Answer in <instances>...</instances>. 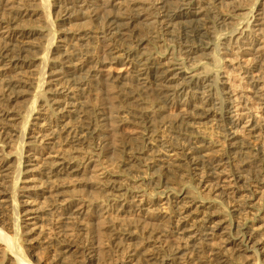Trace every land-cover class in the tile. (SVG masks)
Listing matches in <instances>:
<instances>
[{
  "label": "bare ground",
  "instance_id": "obj_1",
  "mask_svg": "<svg viewBox=\"0 0 264 264\" xmlns=\"http://www.w3.org/2000/svg\"><path fill=\"white\" fill-rule=\"evenodd\" d=\"M52 1L53 13L50 0H0V264H35L53 216L91 240L106 222L111 232L123 226L126 240L143 231L148 264H198L201 251L217 264H264V120L250 105L264 113V0L244 13L245 0ZM55 18L74 26L76 40L88 21L99 26L84 33L89 46L70 48L67 35L55 40ZM235 20L217 34L215 23ZM177 24L187 29L182 56L154 55L133 39L135 29ZM106 64L124 74L111 77ZM149 84L154 106L135 98ZM99 85L94 101L83 99ZM174 123L184 130L179 141L165 133ZM119 147L127 149L122 175L100 161ZM148 165L151 174L141 169ZM165 173L180 185L153 190ZM150 242L167 248L157 258L152 251L163 248ZM69 250L57 247L52 259ZM86 252L98 264L95 247Z\"/></svg>",
  "mask_w": 264,
  "mask_h": 264
},
{
  "label": "rangeland",
  "instance_id": "obj_2",
  "mask_svg": "<svg viewBox=\"0 0 264 264\" xmlns=\"http://www.w3.org/2000/svg\"><path fill=\"white\" fill-rule=\"evenodd\" d=\"M53 3L52 0H50V13H53L55 11L54 7H51V4ZM254 0H245L244 6L245 10H243L240 13H244L246 11L252 10ZM217 11L224 12L227 14L232 13V5L231 4H221L217 3ZM240 17V16H239ZM250 19V17H249ZM214 20V19H213ZM240 20V19H239ZM239 20H235L231 24H226L224 26H220L215 23V29L218 35L228 33L231 31V29L235 28L237 25V22ZM99 25L96 21H88L84 26L80 27V31H82V37L80 39H74L75 35L73 34L75 30L72 28L73 25L70 24H62L59 22L57 18L54 19V29L56 30L54 38L55 40L59 39L60 36L67 35V44L70 48H84L91 44V41L93 40L88 36L87 31L96 29ZM140 31V30H138ZM137 29L133 31V39L135 38H142L143 39V45L145 48L149 49L150 52L154 55H160L163 57L168 56H182V45L185 42L186 37V31L184 25L177 24L172 28H169L168 30H160L157 27L154 28L151 31L141 30L138 33ZM224 39L221 37L218 42H223ZM218 43V44H219ZM199 58V56H197ZM209 63H206V65L213 70H218V73L225 70L226 63L224 61H221L220 65L218 67H215V65L208 61ZM109 68V74L112 75L111 77H115L116 75L124 74V68L118 64H112L109 66V64H106L104 69L107 70ZM230 80L232 83L240 84V86L243 85L241 83L240 77L235 73L229 74ZM118 93V87L113 88ZM155 86L153 84H149L148 86L142 88V90L135 96L138 101L144 102V105H151L154 106L157 104L156 99V90ZM104 90V85H99L97 88H90L84 93L83 99L84 100H90L91 102L94 101L98 94H100ZM211 92H214V88H211ZM119 99V98H118ZM250 105L252 107V111L256 113V116L258 118H263L264 120V113L262 111H259L256 107L255 101L251 100ZM260 116V117H259ZM183 127L178 126L177 124H173L171 127L168 128V130L165 131L167 136H169L174 141L180 140V133L183 132ZM214 140L216 141L219 137H214ZM126 144L125 146H132L133 148H136V146H133L134 141L126 137ZM258 140H255L254 138L251 139V145H258ZM92 146L97 145V141L93 140ZM217 143L222 145L223 148L226 147L225 143L220 140ZM227 148V147H226ZM127 149L119 147V151L111 152L110 150L104 151L100 153V161L102 166L107 169L109 172L113 174H125L126 171H123L124 169V161L126 160V151ZM116 154V155H115ZM153 165V164H152ZM143 169V172L147 174H151L155 167L148 165V167H141ZM154 174V173H153ZM167 182L164 183L162 181L157 186L154 187L153 190L158 191V189H161L163 185H169L168 182H173L174 187H178L181 183L179 179H174L173 175L165 173L163 177ZM2 176L0 175V186L3 184L1 182ZM175 181V182H174ZM160 187V188H159ZM230 204L228 203L227 206ZM239 219V218H238ZM106 228L104 227L100 234H97L93 237L91 240L88 238V235L80 229L79 226L76 224H66L62 223L60 219L55 220L54 216L52 219H49L45 222V224L42 226V233L40 234V239L43 242H49L50 244L48 247L44 249H39L36 251L34 257L32 258V261L35 264H58L61 258H64L62 264H91L92 261H89L87 257V249L89 247L94 246L96 252L100 254V259L98 264H148V262L145 261V256H143L142 247L146 243L145 241H142L139 243L143 237L145 236V233L143 231L137 230L135 231V235L132 239L126 240L123 238V226L122 227H114V230L112 232L109 230V224L110 222H106ZM109 227V228H108ZM125 228H129L128 226ZM129 229H132L130 227ZM95 233V231H94ZM152 242L148 243L151 244ZM154 243V242H153ZM152 243V244H153ZM155 242L154 246H161L160 248L163 249H154L152 252H154L155 257H159L162 250H165L167 247L164 243ZM70 248L68 252L64 251L61 252L58 257L60 258H54L52 259L51 254L53 251L57 248ZM158 248V247H154ZM158 252V253H157ZM166 252V251H165ZM196 261H198V264H217L216 260L214 259V256L211 255L208 252L201 251L197 256H195ZM152 261V260H151ZM240 264H248L252 262L250 259H242L240 258L238 260ZM260 263V262H258ZM95 264V263H93ZM263 264V263H262Z\"/></svg>",
  "mask_w": 264,
  "mask_h": 264
}]
</instances>
